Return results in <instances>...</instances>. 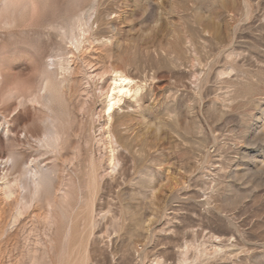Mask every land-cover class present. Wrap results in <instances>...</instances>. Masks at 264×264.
I'll use <instances>...</instances> for the list:
<instances>
[{"label":"rangeland","instance_id":"rangeland-1","mask_svg":"<svg viewBox=\"0 0 264 264\" xmlns=\"http://www.w3.org/2000/svg\"><path fill=\"white\" fill-rule=\"evenodd\" d=\"M8 4L0 0V264H29L33 251L42 211L18 214L6 191L27 181L33 159L53 162L38 141L48 71L64 87L62 160L81 174L93 161L100 178L87 264H264V0H95L78 43L69 30L90 0ZM114 70L140 89L108 123Z\"/></svg>","mask_w":264,"mask_h":264},{"label":"bare ground","instance_id":"bare-ground-1","mask_svg":"<svg viewBox=\"0 0 264 264\" xmlns=\"http://www.w3.org/2000/svg\"><path fill=\"white\" fill-rule=\"evenodd\" d=\"M9 2H17V0H5L7 6ZM95 9V0H90L87 13L88 11L93 13ZM7 13L14 21L15 7L8 9ZM92 13L86 16L84 10H78L69 30L71 41L79 42L80 32L74 34V29L82 31L81 26L89 23ZM57 65L59 70L64 69L60 62ZM49 73L50 71L43 75L38 90L43 105L48 111L46 119L43 120V135L39 136L38 141L47 146L44 153H51L53 162L51 166H47L44 163V165L36 163L37 159L36 161L33 159V163L31 160V168L26 171L27 181L18 183L14 189L9 188L6 196L14 198L18 214L21 209H28L31 206L42 211L37 216L35 214L34 218L36 223H33V251L29 253L31 264H87V240L97 226L94 205L100 178L97 177L93 161L87 165L84 174H81L79 163L74 165L73 158L71 160L73 167L69 172L62 160L65 137L59 125L60 113L63 111L64 87ZM132 82L130 76L121 70H114L108 85L110 93L106 96L103 109L108 123L114 108L124 96L131 92L137 94L139 91L140 87L132 85ZM16 155L15 151H10L6 161L16 159ZM108 161L110 165L114 164L113 153L109 155ZM22 191L26 193H21Z\"/></svg>","mask_w":264,"mask_h":264},{"label":"snow or ice","instance_id":"snow-or-ice-1","mask_svg":"<svg viewBox=\"0 0 264 264\" xmlns=\"http://www.w3.org/2000/svg\"><path fill=\"white\" fill-rule=\"evenodd\" d=\"M109 111H111V108H109Z\"/></svg>","mask_w":264,"mask_h":264}]
</instances>
